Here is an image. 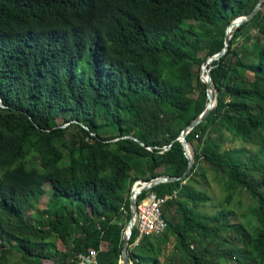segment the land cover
<instances>
[{"label": "trees", "instance_id": "trees-1", "mask_svg": "<svg viewBox=\"0 0 264 264\" xmlns=\"http://www.w3.org/2000/svg\"><path fill=\"white\" fill-rule=\"evenodd\" d=\"M256 1L0 0V264L9 251L74 264L88 248L119 264L131 184L184 171L175 138L205 102L198 68ZM246 24L244 58L230 38L208 64L216 104L185 134L188 173L148 189L175 195L161 233L132 244L131 229V264H264V9L235 31ZM200 164L218 184L213 211ZM45 182L51 204L25 217Z\"/></svg>", "mask_w": 264, "mask_h": 264}, {"label": "water", "instance_id": "water-1", "mask_svg": "<svg viewBox=\"0 0 264 264\" xmlns=\"http://www.w3.org/2000/svg\"><path fill=\"white\" fill-rule=\"evenodd\" d=\"M262 1L263 0H257L256 3L253 5V7L246 14L237 16L225 26L224 31H223V41H222L221 48L217 50L216 52H214L213 54L206 56L205 59L200 64L199 80L204 84V87H205L204 105L201 111L180 130L179 134L175 138L181 143L184 156L187 159V165L184 171L179 176L158 175V176L149 178L147 180H140V179L135 180L131 184L129 188V192H128V198H127L129 214L126 220V224L122 230V235H121L122 243H121L119 264H127V239L132 229V219H133V214H134V204H135L136 195L142 191H146L150 189L153 185L159 182L173 181V180L184 178L186 174L188 173L192 165V162H193V149L191 145L185 139V134L192 127L198 124L216 104V88L214 84L212 83L211 76H210V67L208 66V64L212 60H217L226 51L229 45L231 29L239 26L241 23L247 22L252 17V15L259 9ZM134 140H137V139L134 138ZM139 143L142 144L141 142ZM144 146L148 148L147 145H144Z\"/></svg>", "mask_w": 264, "mask_h": 264}, {"label": "rangeland", "instance_id": "rangeland-1", "mask_svg": "<svg viewBox=\"0 0 264 264\" xmlns=\"http://www.w3.org/2000/svg\"><path fill=\"white\" fill-rule=\"evenodd\" d=\"M261 9H264V0L262 1L260 7ZM236 28V27H235ZM235 28L231 29V48H233L235 50V52L244 58L245 55V43L242 45V37L250 32V34H254V29L252 28V26L250 24H246L243 27L236 29ZM248 47V46H247ZM199 55H201V53H199ZM167 63H164V65H166ZM196 66H194L195 69ZM198 75H199V68H198ZM204 76V74H203ZM239 144L237 141H233V142H228L227 140L223 142L224 146H233V145H237ZM247 147H251L250 145H245ZM201 173V175L199 177H196L197 179V186L200 187L201 189H203L205 192H207L210 196H211V200L210 202L206 203L205 205L201 206V208L203 210H207V211H213L214 208H216L218 206V202L220 200V193H219V189H218V184L217 182L212 178V173L209 172L206 169V166L204 164H200L199 169H198ZM43 193L37 198V200L33 203H31L26 210L24 211V216L26 217H34L36 216V213L39 209L48 206L51 204L52 199H51V195H50V185L45 182L43 184ZM240 200H242V204H243V209L244 204L248 202L247 197L245 196V194H242V196L240 197ZM241 209H238L236 211V213H238V211ZM4 217V216H2ZM232 220L234 222L237 221V215H233L231 216ZM57 248L62 249V244L57 241ZM171 251V246L170 244H168L167 246V252L169 253ZM220 262H222L223 264H235L234 259H224V258H220L219 259ZM1 262H3L2 264H23V260L20 257V254L16 251H9L7 253H5L3 255V259L1 260ZM50 261L47 259H41V264H49Z\"/></svg>", "mask_w": 264, "mask_h": 264}, {"label": "built area", "instance_id": "built-area-1", "mask_svg": "<svg viewBox=\"0 0 264 264\" xmlns=\"http://www.w3.org/2000/svg\"><path fill=\"white\" fill-rule=\"evenodd\" d=\"M174 195L172 192L158 196L155 192L146 190L140 199L136 200L135 197L132 228L135 229L136 236L132 244H135L143 235L159 234L165 229L166 223L162 215V206L167 199ZM72 261L74 264H99L96 250L93 248L77 251ZM127 264H131V262L127 260Z\"/></svg>", "mask_w": 264, "mask_h": 264}]
</instances>
